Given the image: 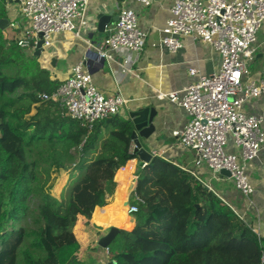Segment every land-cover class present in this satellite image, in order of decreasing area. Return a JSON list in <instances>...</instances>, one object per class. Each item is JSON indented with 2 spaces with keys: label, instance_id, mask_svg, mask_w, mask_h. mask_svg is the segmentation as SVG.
Returning a JSON list of instances; mask_svg holds the SVG:
<instances>
[{
  "label": "trees",
  "instance_id": "trees-1",
  "mask_svg": "<svg viewBox=\"0 0 264 264\" xmlns=\"http://www.w3.org/2000/svg\"><path fill=\"white\" fill-rule=\"evenodd\" d=\"M7 2L0 0V19H8ZM8 29L0 28V264H83L73 227L113 193L116 170L136 154L134 127L117 114L88 131L59 103L41 100L60 82ZM67 163L75 175L58 200L49 190ZM135 191L141 201L134 226L122 205L118 226L132 229L108 245L115 264H260L262 239L191 161L154 155Z\"/></svg>",
  "mask_w": 264,
  "mask_h": 264
},
{
  "label": "built area",
  "instance_id": "built-area-1",
  "mask_svg": "<svg viewBox=\"0 0 264 264\" xmlns=\"http://www.w3.org/2000/svg\"><path fill=\"white\" fill-rule=\"evenodd\" d=\"M135 1L148 6L157 0ZM11 2L17 3L16 10L26 20L22 26L9 15L12 5H7L8 27L20 30L15 41L22 50H35L39 40H43L44 48L53 35L64 31H74L79 36L81 29L89 25L86 13L90 0ZM166 9L168 16L161 28L160 46L175 53L183 47L182 37H190L211 46L218 54L219 62L210 74L190 67L188 74L196 78L194 81L179 91L158 93L156 97L177 103L188 115L187 124L173 134L183 148L194 152L195 166L206 165L215 174L221 169L228 170L235 188L249 197L254 186L247 167L264 147V116L246 112L245 105L252 99L264 100V77L250 80L246 62L256 51L257 33L264 23V0H172ZM105 30L104 41L98 45L88 42V57L74 64L55 90L40 94L43 101L59 103L65 115L80 121L88 131L94 122L119 114L128 99L119 93L106 95L100 92L86 67L87 59H103L111 63L113 52L139 53L145 44L146 32L139 26L132 8H121L117 19L106 25ZM128 59L125 56L121 62L123 72L129 71ZM134 147L132 142L131 153ZM151 153L162 156L157 150ZM145 165L146 162L135 154L119 166L113 178V193L106 195V204L95 206L91 213L95 223L108 229L133 228L137 202L141 201L135 187L138 174ZM122 187V205L126 214L132 217L131 229L111 223L112 213L103 219L97 215V212L103 215L104 210L116 201ZM251 228L260 236L257 229ZM259 263L264 264V249Z\"/></svg>",
  "mask_w": 264,
  "mask_h": 264
},
{
  "label": "crops",
  "instance_id": "crops-1",
  "mask_svg": "<svg viewBox=\"0 0 264 264\" xmlns=\"http://www.w3.org/2000/svg\"><path fill=\"white\" fill-rule=\"evenodd\" d=\"M171 1L157 0L144 6L135 0H90L86 13L89 25L81 29L79 36L74 31H64L53 35L51 42L42 49L40 55L34 54L36 49L23 51L29 56H35L40 65L50 72L51 78L61 82L69 75L74 64L88 57V42L98 45L106 38V30H98L97 16L101 13L108 15L110 23H113L121 8L134 9L139 26L146 32L143 50L139 53L113 52L114 59L111 63L104 61L102 64L100 59L88 58L86 67L93 84L100 92L106 95L119 93L128 99L126 107L119 112L122 116L130 118L128 112L139 107H151L156 110L153 118L154 130L147 139L140 137L145 149L150 153L157 150L164 154L162 157L166 159H180L188 163L191 161L195 166L194 152L183 148L173 134L187 124L188 115L177 103L166 98L158 99L156 95L179 91L194 81L196 78L188 74L190 67L198 68L203 74L212 73L218 67L219 56L211 46L190 37H182L183 47L175 53L160 46L163 36L161 28L168 16L166 8ZM11 8L9 15L24 26L26 20L13 5ZM11 30L12 40H15L20 30ZM255 46L256 51L250 62L253 67L250 80L264 77V23L257 33ZM125 56L129 57L128 72H123L121 67ZM245 110L264 116V100H250L245 105ZM195 168L205 185L228 204L245 223L257 229L264 245V147L247 167V174L254 186V192L249 197L243 196L235 188L232 178L220 173L215 174L206 165ZM122 189L117 193L116 201L109 206L117 205L119 217L124 199ZM93 225L108 230L107 227L95 223L91 216L77 217L73 232L80 246L78 257L83 264H107L112 261L108 247L98 245V239L107 232L104 233V230L94 228Z\"/></svg>",
  "mask_w": 264,
  "mask_h": 264
},
{
  "label": "water",
  "instance_id": "water-1",
  "mask_svg": "<svg viewBox=\"0 0 264 264\" xmlns=\"http://www.w3.org/2000/svg\"><path fill=\"white\" fill-rule=\"evenodd\" d=\"M11 1V0H7ZM98 18V30L103 32L105 30V26L110 23V17L105 14H99L97 16ZM8 19L2 18L0 19V28L6 29L8 28ZM42 43L43 40H39L36 45V50L34 52L35 55H40L42 52ZM101 63H104L103 59H100ZM54 62V59L52 60ZM156 114V110L151 107H139L135 110L129 111L128 115L132 121L133 124V130L131 132V140L134 143V152L136 153V156L144 161L149 162L151 158L153 157L152 153H150L147 149H145L142 145V142L140 141V137L147 139L152 131L154 130V124H153V118ZM220 174L230 177V172L226 169H221L219 171ZM120 232L118 228L110 227L107 231V233L103 236H101L98 239V245L105 248L108 247L110 242L113 240V238ZM107 264H115L114 261H109Z\"/></svg>",
  "mask_w": 264,
  "mask_h": 264
},
{
  "label": "rangeland",
  "instance_id": "rangeland-1",
  "mask_svg": "<svg viewBox=\"0 0 264 264\" xmlns=\"http://www.w3.org/2000/svg\"><path fill=\"white\" fill-rule=\"evenodd\" d=\"M7 5H13L14 7H17V3H12V2L11 3L7 2ZM8 33H9V36L12 38V31L8 29ZM250 62H251V60H248L246 62L247 68L249 70V75L253 72V67L250 65ZM230 145H231V141H230ZM161 155H164V154H161ZM50 172H51V178H52V176H54V174L52 173V169H50ZM74 175H75V172L72 170V164L67 163V169H66V172L64 173V175L62 176V178L55 180L53 185L51 186V188L49 190L51 195L54 196L58 200L61 199V196L64 195V192H65L67 186L69 185V182L71 181V179ZM51 178H50V180H51ZM49 182H51V181H49ZM30 205L34 211L36 209V206H37V199L32 198L30 201ZM26 223L29 224L28 222H26ZM26 223H24V224H26ZM93 226H94V228L101 229V227L98 225H93ZM101 230H104V233H106L108 231L106 229H101Z\"/></svg>",
  "mask_w": 264,
  "mask_h": 264
},
{
  "label": "bare ground",
  "instance_id": "bare-ground-1",
  "mask_svg": "<svg viewBox=\"0 0 264 264\" xmlns=\"http://www.w3.org/2000/svg\"><path fill=\"white\" fill-rule=\"evenodd\" d=\"M122 188H123V187H122ZM120 191H121V190H120ZM104 211H105V212H104L103 215H100V213L97 212L98 218H102V219H103V217H106V215H107L108 213H112V214H113V217L111 218L110 222L113 223V224H119V222H120V217H119V215H118L117 205H116V204H115L114 206H112V207H108V208H106ZM97 215H96V217H97Z\"/></svg>",
  "mask_w": 264,
  "mask_h": 264
}]
</instances>
